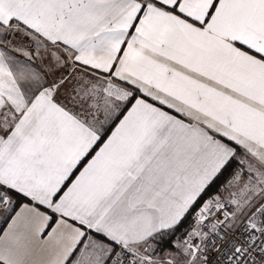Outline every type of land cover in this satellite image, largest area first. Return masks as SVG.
Wrapping results in <instances>:
<instances>
[{
  "label": "snow or ice",
  "instance_id": "6c2138e0",
  "mask_svg": "<svg viewBox=\"0 0 264 264\" xmlns=\"http://www.w3.org/2000/svg\"><path fill=\"white\" fill-rule=\"evenodd\" d=\"M0 264H264V0H0Z\"/></svg>",
  "mask_w": 264,
  "mask_h": 264
}]
</instances>
